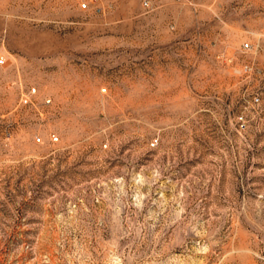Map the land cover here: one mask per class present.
Returning <instances> with one entry per match:
<instances>
[{
    "label": "rangeland",
    "instance_id": "obj_1",
    "mask_svg": "<svg viewBox=\"0 0 264 264\" xmlns=\"http://www.w3.org/2000/svg\"><path fill=\"white\" fill-rule=\"evenodd\" d=\"M91 1L0 0V264H264L263 1Z\"/></svg>",
    "mask_w": 264,
    "mask_h": 264
},
{
    "label": "built area",
    "instance_id": "obj_2",
    "mask_svg": "<svg viewBox=\"0 0 264 264\" xmlns=\"http://www.w3.org/2000/svg\"><path fill=\"white\" fill-rule=\"evenodd\" d=\"M262 1H263V3H264V0H262ZM91 3H93V4L95 5V6H94V10H95V12H96L97 14H102V13L105 12V7L99 5V4L97 3V0H95V1H93V2L91 1ZM144 7L148 8V9L152 8V0H145V1H144ZM82 8H83V9H87V8H88V4L85 3V2H83V4H82ZM246 47H248V45H246ZM3 63H4V62H3ZM38 141H41V140L38 139Z\"/></svg>",
    "mask_w": 264,
    "mask_h": 264
}]
</instances>
